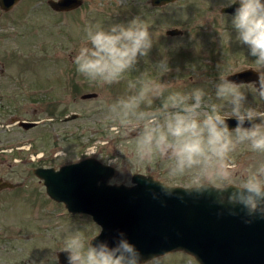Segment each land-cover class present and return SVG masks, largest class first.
<instances>
[{
  "label": "rangeland",
  "instance_id": "1",
  "mask_svg": "<svg viewBox=\"0 0 264 264\" xmlns=\"http://www.w3.org/2000/svg\"><path fill=\"white\" fill-rule=\"evenodd\" d=\"M230 2L179 0L152 7L149 0H82L76 9L54 12L46 0H19L9 10H0V177L21 184L0 193V264H58L56 252L73 232L89 240L99 231L88 215L70 214L62 203L48 198L41 180L32 174L37 166L56 169L95 151L92 158L100 162L121 156L131 175L173 182L165 172L167 161L141 165L131 137L110 136L104 120L106 105L125 96L127 81L142 71L150 79L172 83L169 91L201 87L213 103L226 105L215 99L210 82L248 66L258 71L247 47L236 39L232 17L219 12ZM136 17L150 26L153 38L148 56L139 58L138 71L104 87L76 71L73 60L85 42L87 25L107 28ZM173 27L180 34L164 33ZM165 57L170 70L162 73L154 65ZM243 85L249 103L264 110V101L254 94L251 84ZM87 92L96 96L81 99ZM160 104L157 100L152 107ZM72 114L75 117L67 119ZM17 121L37 123L23 129ZM233 156L239 168L236 182L264 161V154L253 153L247 145L238 146ZM175 183L183 186L184 181ZM155 258L158 264H197L181 251Z\"/></svg>",
  "mask_w": 264,
  "mask_h": 264
},
{
  "label": "clouds",
  "instance_id": "2",
  "mask_svg": "<svg viewBox=\"0 0 264 264\" xmlns=\"http://www.w3.org/2000/svg\"><path fill=\"white\" fill-rule=\"evenodd\" d=\"M235 3L237 0H231L227 6ZM238 4L231 24L237 41L255 58L257 80L251 86L264 101V2L238 0ZM149 28L139 17L126 24L112 23L107 28L87 25L85 42L73 60L76 71L101 87L120 83L127 73L138 71L139 58L148 56L153 45ZM154 67L167 73V57ZM217 67L220 69V65ZM210 83L215 99L226 101V105L213 103L201 87L187 92L169 91L172 83L150 79L142 71L127 81L125 96L106 105L105 125L112 138H132L137 163L147 166L168 162L165 172L173 182L159 185L165 196L173 195L179 186L175 181H184L183 190L188 195L211 199L228 215L243 213L244 223L250 224L264 219V161L257 162L236 182L239 168L233 154L241 145L264 154V110L249 103L242 83L228 80L227 76ZM157 100L161 104L153 108ZM230 118L236 121L231 129L227 123ZM86 155L92 158L96 152L88 151ZM101 163L117 174L109 179L110 186L123 183L124 187H136L121 156L112 155L101 159ZM152 198L157 199V193L153 192ZM99 231L102 233L103 229ZM61 250L66 253L67 264H158L155 257L144 259L122 231L111 243L98 236L86 240L75 231L64 240Z\"/></svg>",
  "mask_w": 264,
  "mask_h": 264
},
{
  "label": "water",
  "instance_id": "3",
  "mask_svg": "<svg viewBox=\"0 0 264 264\" xmlns=\"http://www.w3.org/2000/svg\"><path fill=\"white\" fill-rule=\"evenodd\" d=\"M18 1L0 0V10L7 11ZM174 1L179 0H149V3L152 7H159ZM81 3L82 0H46L54 12L73 10ZM238 6L237 1L220 7L219 12L234 15ZM164 33L176 36L180 30L173 27ZM226 76L228 80L242 84L257 80V73L251 68ZM95 96V93L87 92L80 98ZM74 117L72 114L67 119ZM16 123L26 129L37 122ZM227 123L230 129L236 126L234 119H228ZM32 174L41 180L48 198L62 203L70 214L88 215L99 230L103 229L89 240L98 236V239L111 243L116 233L122 231L144 259L182 251L197 264H264V219L246 224L243 213L228 215L211 199L188 195L183 186L176 187L172 196H165L159 186L163 182L140 173L132 174L134 188L123 184L110 186L108 180L114 169L90 157L57 169L35 167ZM12 187L14 185L10 182L0 180V189ZM153 192L157 193V199L152 198ZM56 261L67 264L66 253L61 249L56 252Z\"/></svg>",
  "mask_w": 264,
  "mask_h": 264
},
{
  "label": "flooded vegetation",
  "instance_id": "4",
  "mask_svg": "<svg viewBox=\"0 0 264 264\" xmlns=\"http://www.w3.org/2000/svg\"><path fill=\"white\" fill-rule=\"evenodd\" d=\"M238 1V0H237ZM167 5V4H166ZM162 6H164V5H162ZM225 6H227V5H225ZM224 14H227V15H229V16H233V15H230V14H228V13H224ZM253 59H255L254 57H252ZM245 68H251V69H253V70H255L256 72H257V70L255 69V68H253V67H250V66H248V67H245ZM243 69V68H242ZM251 84V83H250ZM79 161V160H78ZM37 167H44V166H37ZM53 168V167H52ZM57 169V168H56ZM0 180L1 181H8L6 178H1L0 177ZM8 182H10V181H8ZM11 184H13L14 185V187H12V188H3V189H0V193H2V192H4L5 190H13L14 188H17V187H19V186H21V184L20 183H12V182H10ZM182 252V251H181ZM184 253V252H183ZM186 254V253H185ZM188 255V254H187Z\"/></svg>",
  "mask_w": 264,
  "mask_h": 264
}]
</instances>
